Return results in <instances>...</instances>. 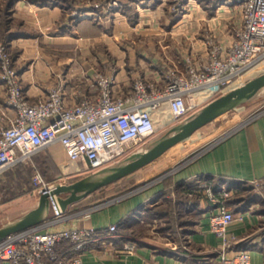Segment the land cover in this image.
<instances>
[{"label":"crops","instance_id":"crops-1","mask_svg":"<svg viewBox=\"0 0 264 264\" xmlns=\"http://www.w3.org/2000/svg\"><path fill=\"white\" fill-rule=\"evenodd\" d=\"M168 3L127 0L125 7L112 13L111 24L109 20L105 25L96 10L84 3L75 15L58 0H0V39L9 47L30 102L62 83L69 102L76 103L83 93L96 94L92 80L97 69L115 73L125 89L139 76H156L161 66L181 65L190 52H205L210 35L228 44L239 23L235 7L189 0L183 13L175 16L169 13ZM5 110L6 93L0 83V114ZM151 114L158 127L166 126L172 117L167 104ZM249 115L252 118L246 120ZM3 124L0 118V127ZM208 124L207 131L199 129L112 183L118 187L107 185L65 213L51 212L42 227L92 229L93 238L81 254L85 264H211L219 238L209 226L208 204L191 198L187 208L179 205L180 212L167 211L163 217L153 213L168 206L170 196L163 194L167 176L176 184L204 175L228 177L246 182L247 192L242 195L251 200L238 211L229 206L237 218L228 225L226 235L235 248L250 250L252 264H264V191L253 183L264 182V97ZM47 157L56 167L53 181L82 174V162L69 158L59 143L46 147L33 160L38 163ZM161 170H168L167 175L156 177ZM128 181L135 189L111 199L112 193L121 190L120 184ZM113 224L117 228L110 231ZM68 245L69 241H63L58 249L63 251Z\"/></svg>","mask_w":264,"mask_h":264},{"label":"built area","instance_id":"built-area-1","mask_svg":"<svg viewBox=\"0 0 264 264\" xmlns=\"http://www.w3.org/2000/svg\"><path fill=\"white\" fill-rule=\"evenodd\" d=\"M187 1L169 0L171 13L182 14ZM202 1L238 10L239 23L228 44L210 35L205 39V52H190L181 65L161 66L156 76H139L125 89L115 73L95 74L92 86L96 94L83 93L76 103L69 102L62 83L30 102L8 46L0 41V83L7 109L0 114L4 123L0 127V176L31 162L54 143L61 144L69 158L82 162V173L97 171L156 137L158 128L151 113L162 105H168L172 123H176L199 109L203 97L218 96L244 83L247 74L264 62V0ZM33 182L39 193L46 187L39 172ZM261 182L253 181L256 185ZM203 186L213 204L209 226L219 238L211 264H252L250 250L235 248L226 235L228 225L237 218L226 203L231 188L226 183ZM54 212L61 214L57 209ZM116 228L113 224L110 231ZM93 232L84 228L48 230L38 225L10 234L0 240V264H85L81 254ZM63 241L69 245L61 251L58 246Z\"/></svg>","mask_w":264,"mask_h":264},{"label":"water","instance_id":"water-1","mask_svg":"<svg viewBox=\"0 0 264 264\" xmlns=\"http://www.w3.org/2000/svg\"><path fill=\"white\" fill-rule=\"evenodd\" d=\"M263 93L264 72L211 99L123 159L71 182H54L46 186L33 207L0 225V240L10 234L41 225L54 209L65 213L74 203L136 172L208 123Z\"/></svg>","mask_w":264,"mask_h":264},{"label":"rangeland","instance_id":"rangeland-1","mask_svg":"<svg viewBox=\"0 0 264 264\" xmlns=\"http://www.w3.org/2000/svg\"><path fill=\"white\" fill-rule=\"evenodd\" d=\"M58 1L59 2L61 1V4H64L63 6L65 7V9H67L69 14H75V15L80 12L79 10H81V9L79 8V6L82 3L89 5L88 9L96 10L95 14H98V15H96V17L101 22L105 23V25H106V24H108L109 20H110L109 24H111V21H112L111 18L113 15L112 13H114V11H116L118 9H122V7H125L124 5H126V4H124V3H126L127 0H58ZM116 1H119V2H117V6L114 7V2L116 3ZM167 9H168L169 13H171L169 3L167 4ZM0 41L4 42L2 39H0ZM8 49H9V47H8ZM111 55L112 54L110 53V56ZM111 57L113 58V56H111ZM263 63L264 62H262L261 64H263ZM261 64H259L257 67H255L253 70H251L247 74L246 80L264 72V65L260 66ZM15 68H17L16 65H15ZM98 73H104V72H102L100 69H97L94 74H98ZM202 96H204V95H202ZM215 97H209V98L203 97L200 100L201 106H203L204 104H206L208 101H210L211 99H213ZM258 97H260V99L263 98L264 93ZM251 117H252V115H249L245 119L248 120ZM216 121H218V120H216ZM172 122H173V120L171 117V120L168 122V124L166 126H161V127L156 126L158 128V134L156 135V137L159 136L160 134H162L172 124H174ZM209 125L210 124L202 127L201 129H203V130H201L200 133H202L203 131H207V129L209 128L208 127ZM234 128H232V129H234ZM33 158H32L31 162H29L27 164H22L21 167H17V168L15 167L13 169H10V170L6 171L3 174V176L0 177V178H2L5 176L3 178V180L0 179V225L6 221L18 216V215L26 212L27 210H29L33 206L32 202H34L40 194L39 193V190H40L39 187H37L35 185V183L33 182V177L36 173L39 172L41 174L42 179L45 182L46 186H48L54 182H64V183L71 182V181L87 174V173H82L80 175L69 177L68 179L62 178V179H58L56 181H53L51 175H49V174H48V176L43 175V173L41 171V167L39 166V164L36 161L33 160ZM178 163H181V162H178ZM167 172H168V170H166V171L161 170L160 172H158L155 175H157L156 177H158L160 175L164 176V175H167ZM131 182L128 181L127 184H124V185L120 184L122 186L121 190L119 192L112 193L111 194L112 196L110 198L113 199L112 197H116L119 194L129 193L130 191L134 190L136 185L132 184ZM201 184H202V187H204L203 184H206V183L201 182ZM227 185H228V183H227ZM254 185H256V184H254ZM110 187L114 188V187H118V185L113 186L111 184ZM256 187H257V189H259L258 191L263 192L264 191V182H261L260 184L256 185ZM234 188L235 187H231L229 197L234 194L233 193ZM204 189L206 191L205 187H204ZM243 189H244L243 190L244 192H241L240 194H244L247 192V186H245ZM155 225H157V224L155 223Z\"/></svg>","mask_w":264,"mask_h":264},{"label":"trees","instance_id":"trees-1","mask_svg":"<svg viewBox=\"0 0 264 264\" xmlns=\"http://www.w3.org/2000/svg\"><path fill=\"white\" fill-rule=\"evenodd\" d=\"M38 164L41 167L43 175L48 176L49 174L52 176V180H55L56 167L51 159H49L48 157L43 158L41 162H38ZM21 166L22 164H19L16 166V168ZM164 180L166 181V184L163 190V194L168 195L170 197L167 199L168 206L166 208H159L154 211L153 214L157 217L165 216V214H167V211L168 213H174L177 211L180 212L179 208H181V206L179 207V205L184 204L187 208L188 206H190L189 201L191 198H195L197 202L204 201L206 204H208V209L212 208L213 204L208 198L204 187L200 186L201 182L209 184L212 187H216L221 183H228V185L230 186L229 188L236 186L233 190L234 194L226 199L227 205L235 207L236 211L244 208L251 200L250 197L246 199L243 197L242 194H240L241 192H243V188L247 186V183L243 181H237L228 177L204 175L198 177H191L179 184L173 183L170 176L165 177ZM172 197H175V200ZM172 223L174 224V222Z\"/></svg>","mask_w":264,"mask_h":264},{"label":"bare ground","instance_id":"bare-ground-1","mask_svg":"<svg viewBox=\"0 0 264 264\" xmlns=\"http://www.w3.org/2000/svg\"><path fill=\"white\" fill-rule=\"evenodd\" d=\"M52 212H53V213H56V212H54V210H52Z\"/></svg>","mask_w":264,"mask_h":264}]
</instances>
